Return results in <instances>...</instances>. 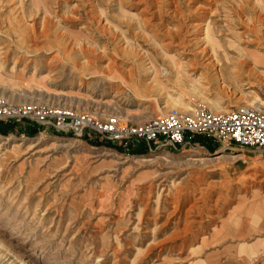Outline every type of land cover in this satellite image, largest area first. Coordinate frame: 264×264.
I'll return each mask as SVG.
<instances>
[{
  "label": "rangeland",
  "instance_id": "1",
  "mask_svg": "<svg viewBox=\"0 0 264 264\" xmlns=\"http://www.w3.org/2000/svg\"><path fill=\"white\" fill-rule=\"evenodd\" d=\"M205 45L212 67L196 54ZM249 51L264 56V0H0V95L10 102L133 123L198 103L228 111L262 98L264 59ZM0 127V264H199L188 247L209 211L264 192V165L232 175L231 158L188 159L236 145L141 144L126 158L88 132Z\"/></svg>",
  "mask_w": 264,
  "mask_h": 264
},
{
  "label": "built area",
  "instance_id": "2",
  "mask_svg": "<svg viewBox=\"0 0 264 264\" xmlns=\"http://www.w3.org/2000/svg\"><path fill=\"white\" fill-rule=\"evenodd\" d=\"M162 69V74H166ZM30 121L56 132L90 133L101 143H114L126 158L137 145L169 151H185L197 147V137L206 138L222 148H264V90L261 100L239 103L228 111H214L198 103L186 108L171 107L164 113L133 123L121 122L116 116L107 119L80 112L64 104L54 105L28 101L10 102L0 95V124ZM1 136V134H0Z\"/></svg>",
  "mask_w": 264,
  "mask_h": 264
},
{
  "label": "crops",
  "instance_id": "3",
  "mask_svg": "<svg viewBox=\"0 0 264 264\" xmlns=\"http://www.w3.org/2000/svg\"><path fill=\"white\" fill-rule=\"evenodd\" d=\"M26 122L34 124L30 121ZM43 130L51 129L44 127ZM196 144L199 148L198 152L207 147L213 149L212 146L215 145L205 139L196 140ZM100 147L113 149L105 145ZM263 152L264 148L240 147L235 152L237 156L231 158L234 163L237 162L233 167L232 175L243 171L248 164H252L251 167L254 169L264 165ZM218 215L220 216L217 210L209 211L206 215L208 217L203 219L205 233L202 224L198 225L199 231L192 235V238H196L198 242L188 247V254L196 255L195 261L199 264H264V259L261 262L255 259L264 256V245L257 246L259 240L264 239V192L252 191L248 195L242 193L237 196L235 203L225 210L220 219ZM201 220L197 221L201 222Z\"/></svg>",
  "mask_w": 264,
  "mask_h": 264
},
{
  "label": "bare ground",
  "instance_id": "4",
  "mask_svg": "<svg viewBox=\"0 0 264 264\" xmlns=\"http://www.w3.org/2000/svg\"><path fill=\"white\" fill-rule=\"evenodd\" d=\"M202 31V29H201ZM200 36V35H199ZM201 39L207 43L208 46H210L211 48V45L212 43L210 42L211 40V34L208 30V26L205 28L204 30V35L203 37H201ZM185 45V44H184ZM209 47H207L206 45L205 46H202L200 50H198L196 52V54L198 53L197 56L201 55L202 57H204L207 62H206V65L207 66H210L212 67L213 65H215L217 62H216V57L214 55V51L210 50ZM209 51H211L209 54H207ZM251 54V56H254V59L258 62V61H263L264 59V56H262L260 53H257V52H248V55ZM218 61V60H217ZM174 62V61H173ZM179 63V62H178ZM177 62H175L176 64V68H178V64ZM205 63V61H204ZM175 66V65H174ZM175 68V67H174ZM181 68V67H180ZM192 68V67H191ZM176 73L178 74L176 80H180L182 78V74L181 73V70H177L176 69ZM195 81V80H194ZM193 82V81H192ZM191 82V83H192ZM201 83V82H200ZM208 100V99H207ZM210 101V100H209ZM216 101V100H215ZM37 102V101H36ZM246 103V102H245ZM174 104V103H173ZM224 106V105H223ZM16 145H18L19 143H15ZM16 145H13V147H16ZM2 146H3V142H2ZM13 149V148H12ZM264 153V152H263ZM208 155H204V156H192V157H188V159H192V160H209V159H213V160H220L221 158L223 157H230V158H235V156H237V154H231L229 152H225V151H222L219 153V155H213L214 157H207ZM258 174V173H257ZM2 257V256H1ZM2 260V259H1Z\"/></svg>",
  "mask_w": 264,
  "mask_h": 264
},
{
  "label": "trees",
  "instance_id": "5",
  "mask_svg": "<svg viewBox=\"0 0 264 264\" xmlns=\"http://www.w3.org/2000/svg\"><path fill=\"white\" fill-rule=\"evenodd\" d=\"M1 125V124H0ZM38 126V125H37ZM41 127V126H40ZM1 128V127H0ZM42 128V127H41ZM43 129V128H42ZM38 129L37 128H32V127H27V126H23V125H21V127L19 128V131H25L26 133H28V135L30 134V135H33V134H35L36 133V131H37ZM94 141L96 142V144H100L101 142L100 141H98V140H95L94 139ZM103 145H105V146H111V147H114V148H116L117 146L114 144V143H111V142H108L107 144H103ZM133 151H136L135 149H132Z\"/></svg>",
  "mask_w": 264,
  "mask_h": 264
}]
</instances>
